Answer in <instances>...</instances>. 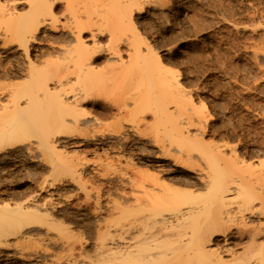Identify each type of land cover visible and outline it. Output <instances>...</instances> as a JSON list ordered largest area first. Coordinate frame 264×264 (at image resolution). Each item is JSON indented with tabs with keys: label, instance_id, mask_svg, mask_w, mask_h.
Returning <instances> with one entry per match:
<instances>
[{
	"label": "rangeland",
	"instance_id": "obj_1",
	"mask_svg": "<svg viewBox=\"0 0 264 264\" xmlns=\"http://www.w3.org/2000/svg\"><path fill=\"white\" fill-rule=\"evenodd\" d=\"M60 1H58L59 4L57 3L60 6H58L59 8L58 7L56 8V12L54 13L55 16L57 17L59 16L58 18L55 17L56 19L54 18L55 21L57 20L58 23L57 22L55 23L54 19L50 21V23L52 22L51 23L52 25H54V23L57 24L54 25L55 28L57 26L56 30L53 29L50 30L49 26H52L50 23L49 25L47 24L48 26L45 24L47 27L45 25L41 27L42 31L46 30L47 32L46 33L44 32V34L43 32H41L40 34L37 35V36L40 35V37L38 38H41L42 36L41 39L43 40H41V44H34L35 45L34 47H36L35 49L36 51L34 52L37 53L39 46L41 45L42 47L40 46L39 51L42 50V52L40 53H43V55L42 56L39 55V57L42 58L45 55V57L47 56L48 58L52 59L53 62L56 61L54 63H58V57H61L63 55L60 54L59 56V52L61 51V49H63L64 45L67 48V50L68 48L69 50L74 49L71 48V46L74 47L75 41L71 36V31H69V30H73L72 28L69 29L70 24L71 27L73 26V28H75L74 26L76 24L78 25L83 24L84 26L87 27L90 26L93 27V28H89L88 30L83 29L84 31H82V37L84 38L86 44L90 46L91 43H93L92 40L90 39L91 38L90 35L91 33H93L92 31L94 30V33L99 35L97 38L100 41L99 46L103 52L100 51L99 53L100 59L94 61V63L92 64L93 67L92 68L90 67L91 69L89 68V69L79 70L80 75H82L79 76L82 77L84 81L82 84H84V87L88 91V92H84V94L88 93L87 95L93 97L94 99L98 96L97 97L98 100L96 99L94 100L92 98H90L89 100L92 99L93 101H98L99 103L101 101L102 104L107 102L108 104L111 103L110 105L113 106V114L110 116H104V115L100 116L97 113H93L96 114L95 116L98 118L97 120L93 119L94 121H92L93 124H91V126L92 127L94 126L93 129L89 125V123H88L89 126L82 125L84 127L83 128L84 130H88V129L91 130L92 133L89 134L90 137L92 134L93 135L95 134V137L99 134L97 138H101V136L104 137L102 141H100V143L95 142L94 144L93 142H89L90 143L89 144L88 142L82 140L84 131L82 129H80L81 131H79V127L80 128L82 127L81 126L78 127L77 124H75L74 126V123L73 124L70 123L69 125L70 127L68 126L69 129L67 128L66 125V128L68 130L74 127L71 129L72 132L71 130L68 131L65 127H63L62 133L64 132L66 133L67 131V134L65 135L70 134L69 138L66 139L64 138V139L65 140L70 139L71 142L69 143L63 142V138H62V141L59 144H57L56 149L61 150L62 154L64 153L63 155L59 154L61 155L60 156L61 159L58 158L57 156L58 154H56L57 157H55L54 154L52 156L53 159H55L54 160L55 163L60 165V168H58L60 171L57 169V172L56 170L53 171L50 168H48L46 165V160H44L45 155L48 152H51L52 154L53 149H51L50 151L47 149V147L46 148L43 146L41 147L42 144L39 146L38 144L40 143L39 139H37V137H36L37 140L35 139L34 132L32 131L29 132L26 131L27 133L24 132L25 137L23 139L26 140L29 138V140H26V142L30 141V143H33L32 144L33 146L30 149L31 152L30 151L28 152V150L25 149L20 152L10 150L8 152L9 157H6V159L3 160L2 162L0 161V202L2 203L12 202L13 204L18 203V205L22 202L23 204L26 201V199H28L29 196H31L34 192H36V190L38 189L37 186H39L38 184L41 183L45 178H47L46 180L49 181H52V178L57 181L60 178H63L66 182L68 181L67 182L68 185L63 187L62 184L61 187H59L60 193H62V195L67 193L69 195L72 193L71 195H73V191L75 190L77 184L76 182H75L76 184H73L75 181L74 179L79 178L80 179V180L78 179L79 181H81L82 183L85 182L83 185L88 184L90 186L89 187L88 185H86L87 188L93 189V187H91L92 185L95 187L93 189L94 191L98 192L97 190L99 189V194H101V199L103 198L102 199L103 202L106 203L109 202L110 198L113 197L115 198L116 196H119L118 195L119 192H121L120 194H123L124 192L125 193L133 192L135 189L132 190L131 187H133L135 184H131V183H133L134 181L135 182L138 181L139 183H136L138 185L141 183L140 181H142L141 180L142 178L144 179L143 181H145L148 178L147 176H149L151 173L153 174V175L151 174V176L155 178L153 179L151 177L153 180L157 179L158 183L159 182L161 184L163 183L162 185L165 186L166 184L167 186L169 184L171 190L173 186L175 188H179V189L186 188L187 190H189L191 186H195V185H190L189 182L192 184L194 183L196 184V186L191 187L193 188L192 191H194L195 193L198 191L197 189H199V191L197 192V194H199V192H202L203 189L201 182L198 180V178L200 177L197 176L198 174L200 175L202 174L200 170L201 168H204V170L206 171L208 169L204 167L209 162L207 157L208 155L205 153H209L212 150L216 151V148H218L217 150L219 151V149L221 148L220 145H222L223 148L224 147L226 148V149L224 148V150L226 151L225 153H228V157L230 156L232 147H234L232 149L233 153L236 152L237 155L236 153L235 155L238 156L237 157L238 160L242 161V163L239 162L241 163V167H242L241 168L239 166L242 169V170L240 169L241 171L239 170L240 171L239 173H244L242 172L244 169L248 173L250 169H252L250 173L252 171H253L252 173L254 172L257 173L260 171L259 165H261L260 163L264 161V0H60ZM2 2L4 4L11 3L4 1ZM33 2L34 0H30V4H32ZM27 3L28 0L26 1V4L24 3V5L23 4L21 5L23 6L24 9L22 10L21 9L22 7L21 8L19 7V9L17 8V12L19 11L20 13L21 10L22 13L24 11L27 12V10H25L26 8H29V5L27 7ZM78 20H80L81 22L80 21L78 22ZM67 21L70 22L68 23ZM75 21L78 23H76ZM84 21H87V23L89 21L90 23H92V25H90L89 23L88 26ZM1 22L3 24L2 20ZM1 22H0V26H3L1 25ZM63 23H65L66 25L64 24L65 25L64 26ZM67 26H69V28H67ZM110 29L116 32L111 33ZM96 30L98 31L96 32ZM108 32L111 33L110 37H108L110 34ZM117 32L118 33L120 32L119 33L120 38L124 39L125 36L126 37L128 36V38H130L132 42H136L134 43L136 47H134L133 45L132 50L135 49L137 50L136 52L132 51V53L133 55L135 53V55L133 56L134 57L133 60L135 58L141 57L139 60L135 59L139 63L138 64L137 62H135L137 66L141 65L139 66L138 72L136 69L137 67H135L136 65H134L135 63L129 64L128 62V64L130 65L128 66L126 64L127 62H125L127 67L124 66L126 69L124 70L127 73H125V71L124 73L126 75H124L123 72H121L122 70L121 71L115 70L117 67L115 69L110 67V65L112 66V64L115 61H117L118 64H121V62L119 63L120 61L119 57L122 58L124 57L123 58L124 61L128 59V54L126 55L127 45L125 44V41L123 39H121L120 41L121 46L119 45L120 49L118 52H120L121 50L120 52L121 54H119L120 55L119 57L117 55L115 56L114 54H112V52H114V50L112 51V49L116 48L117 46L114 47L113 45L114 48L112 47L110 50V46H112L111 45L112 43L110 41L111 39L109 40V38L113 37L112 36L113 33L115 36L118 37L119 35L116 34ZM59 33L60 35L63 34L64 41L62 39L59 40L53 38L55 36H58L57 34ZM121 35L124 37H122ZM134 39L135 41H133ZM117 41L116 43L115 42L113 43L117 45ZM122 42L124 45L122 44ZM50 43L57 44V45L55 44L56 46L55 45L52 46V49L55 48L54 50L50 49L51 48ZM1 45L2 43L0 44V47ZM147 45L151 49L147 48ZM14 46L15 45H13L12 49H10V50H14V52L13 51L10 52V50L1 47L2 49H0V53L1 52L2 53L0 54V62L2 64L3 62H6L2 66L7 67L10 65L13 66V64L15 65L23 61L22 63H19L20 65L19 64L15 65L16 67L20 66L17 68H20L21 70L20 72L21 74H19V76L17 77L18 79L14 77L9 81L11 83L12 80H14L16 83L18 82L21 84L25 78L24 69H26V64H23L25 63V59L21 55V53H19V56H17L18 50H15L16 46L15 47ZM60 46L62 47L61 49ZM96 46L97 47L95 48V50H100L97 49L99 46L98 45ZM93 47H95V45ZM66 48L64 49L66 50ZM43 49L44 51L46 49H49L50 51L46 50L44 54ZM56 49L58 50V52ZM122 50L124 51L122 52ZM15 53L17 55L14 57ZM46 53L48 55H46ZM9 54H12V56L10 57ZM66 54L69 53L67 52ZM1 55L3 56V58ZM145 55H147V57ZM7 56L10 59L12 58L11 60H13L14 58L16 59L14 60V62L11 61L10 63V59ZM109 56L113 58L115 56V58L109 59L110 58ZM17 57L18 58L20 57L19 62L17 60L18 59ZM45 57L43 59H45ZM62 57L60 58L61 62L62 61L64 62L65 59L67 61L68 58L70 59L69 61H72L71 59L72 57L70 58L66 56L68 58H65L64 60H62L63 59ZM157 57L159 59L158 61L156 59ZM6 59L7 60L9 59V61H7ZM50 59L47 60L50 61ZM16 60L17 62H15ZM60 60L58 65L57 64H55L56 66L54 65L55 67H57L56 70L52 68V65L51 66L48 65L49 68L48 71L51 75H55L56 72H59V70L61 69L60 65L62 66L66 64L63 62L62 64ZM117 62L114 63L115 66L117 65L116 64ZM51 63L52 62H50L49 64ZM68 63L69 62L67 61V64ZM69 65L70 68L72 69L71 66L73 65V63L70 62ZM144 66L145 69L147 68L146 70L144 69ZM134 67L136 70V71L134 70L135 71L134 74L136 75V77L139 75L138 78L140 77L142 78V79L140 78L141 80L139 79L141 82L143 81L141 85L140 83H138L139 82L138 78L136 80L135 75L131 76V71L133 70ZM58 68L60 69L58 70ZM62 68L64 67L62 66ZM108 70L110 73L108 72ZM62 71L63 69H61L60 72ZM128 71H130L129 74ZM111 72L114 74L111 75L112 74ZM139 72L141 73V75ZM145 74H147V76ZM73 75L72 76L71 74L69 75L70 78L68 80L69 82L74 77ZM89 75L92 77H90ZM148 75L150 76L152 75V79H150L151 81L148 80L149 79ZM127 76H131L132 81L128 79L129 77ZM102 78L105 79L108 85L105 83V81H103ZM126 78L128 79V81L126 80L127 82L126 81L124 82ZM77 79L79 80V78ZM26 80L27 79L25 78V81ZM135 80L138 82H135L134 84ZM68 81L66 86L69 85ZM99 81L102 82L101 85L99 84L100 86L98 85V83H100ZM9 82L0 80V85H3L5 90L7 89L6 87L7 85H9ZM72 82L69 85L71 86L70 89H68L69 87H66L64 84V86L66 87L64 89L66 91L67 90L71 91V89L75 90L76 87L78 88V86L75 87L74 85L75 79H73ZM171 82H174V84L173 83L171 84ZM78 83L79 82H76V85ZM82 84L80 83L79 85L80 89L83 87V86L81 87ZM93 85L95 88L93 89L96 91L95 92L93 90L94 91L93 94H95L94 96L96 97L92 96L91 94L92 93L91 88L93 87ZM132 85H136V86L138 85V89H135L137 87L136 86L132 87ZM98 86L100 87L99 89L100 91L98 90L99 88ZM102 86H104V88ZM126 88L128 89L127 91ZM82 90L84 91V88H82ZM101 92L103 93V97L101 95L102 94ZM96 93L98 94L96 95ZM104 98H108V101L107 100L105 101ZM109 98L112 100H110ZM5 101L6 98L2 97L1 103L4 104ZM119 105H121L122 107H119ZM123 106H126V108L124 107L125 110ZM119 109L121 112L118 111ZM64 129L66 130L64 131ZM30 132L33 135V137L30 136L31 135ZM88 132L90 133V131ZM93 132H97V133H93ZM111 134L113 137L114 136L116 137L118 135L121 136L122 138L125 137L127 138L128 142L126 141L125 143V141L119 136L116 138L114 137L113 140H116L117 138L119 139V140L117 139L119 142L118 141L115 142L111 140L110 138L112 137ZM84 135H88V134L85 133ZM105 136L107 137V139L105 138ZM109 138L110 140H108ZM76 141L79 142V145L78 143H74ZM111 141L115 142L114 144L116 145L112 144L114 147L111 145V143H113ZM196 141L198 142L200 141V143ZM122 142H124V146L121 145ZM223 142H225V144ZM84 143H86V145ZM196 143L200 144V146L197 145ZM37 146L45 149V151H43L44 155L42 150L39 149ZM195 146L201 149L208 148L206 149L208 152L204 150L205 151L204 153L202 150H198L197 147L195 148ZM94 148L97 149V152L95 151ZM93 150L95 151L94 154H93ZM191 150L193 155L191 160H194L196 157L194 161H197L199 163L198 164L196 162L197 164L196 165L194 164L195 162L193 161V164L196 165L195 168L192 164V161L190 160L191 161L190 164L186 156L187 155L186 153L188 152L191 153ZM197 150L198 153L200 152L199 153L200 155L196 154L195 151ZM66 152L67 154H65ZM74 152L76 153L74 154ZM162 152L166 153L168 157L165 154L163 155ZM180 153L182 154V156ZM51 154L48 153V156L49 155L51 156ZM177 154L180 156L179 159H178L179 156ZM70 155H72V158H68L70 157ZM73 156L75 157L77 156L78 160ZM200 156L202 157L204 156V159H202L203 161L201 160V158H199ZM39 157L41 158V160ZM129 157H131L132 159L131 158L129 159ZM184 158L186 159V162H189L188 167H186L187 165L185 164ZM130 160H133L134 164ZM180 160H183L182 163L184 164H182ZM77 162L79 163L78 165L76 164ZM248 163H249L248 167L249 168L251 167L250 169L248 167H245L246 164L248 165ZM72 164L77 165V169L75 166H71ZM127 164H130L131 166ZM254 164L255 166H258L259 169L256 167L254 168L253 167ZM263 164L264 163L262 162V165ZM208 165L206 167H208ZM67 166H70L71 169L75 167L74 170L76 169L78 171L77 173L78 177L76 176L77 171H75L74 174L77 178L73 175L74 181H72L71 179L72 177L70 178V176H72L70 174H73L72 173L73 170L70 171L71 169H69ZM127 166L130 167L127 168ZM197 166H200L201 168ZM119 167L121 173L123 172L124 175L123 173L120 175L119 174L120 172L118 173V171H116L119 169ZM122 167L123 168L126 167V169H123ZM262 167H263L262 169H264V166ZM130 168L131 169L133 168L134 171L130 170ZM194 169L197 171L198 174ZM3 170L6 172H4ZM65 170L67 172H65ZM51 171H52L51 173L52 175L49 174ZM141 171H144L145 174ZM263 171L264 170L260 172ZM247 172L244 173L246 176V178L245 177L244 178L247 180H251ZM62 173H64V175ZM80 173H81L80 175L81 178L79 177ZM147 173L150 174L147 175ZM155 173H157L156 174L157 176L155 175ZM138 175L142 177H139V179H137ZM143 175L146 176L143 177ZM65 176L67 177V179ZM117 176L118 177L125 176V177L123 178V180L121 179L122 182L121 181L119 182L118 178H116ZM127 176H129V178ZM134 176L135 179L133 178ZM130 177H132V181L134 179L133 182H130L131 180ZM234 177L239 178L237 177V175H235ZM126 179H128L130 183ZM124 180L125 182H123ZM197 180L200 183H198ZM252 180H256V179L254 178ZM86 181L88 183H86ZM113 181L114 182L118 181L119 188H118V184L117 186L114 185L115 183ZM147 181L148 179L145 182ZM123 184L126 185L124 186ZM72 189L74 190L71 192ZM201 189L202 191H200ZM46 193L47 192L39 193L38 195L40 196H37V199L39 198L38 200H41L46 196ZM6 197L7 199H5ZM73 197L74 198H72L68 202H65L64 205L59 209V211L55 213V217L56 219L59 220L60 226L65 227L67 226L66 224H68V227L65 228L74 231V235L75 232L77 231L78 232V233L76 232V235L78 234L77 238H79L80 237L79 235H81L82 238L84 237L83 240H85L86 238L90 239V237H92L89 235L91 234V231H92L91 235H94L93 229H91L90 225H92L95 217L93 214L91 215V209H89V206H83L84 208L83 207L78 208L77 206L75 207L76 205L75 202L76 203L79 202L81 197L80 198H77L78 196L76 197L73 196ZM21 199L25 201L23 202ZM256 206H258L257 203ZM63 209L66 210L69 215H66L67 213ZM105 216L107 218H110L107 215V213ZM80 231L81 232L83 231V233H80ZM83 234L84 236H82ZM87 235H89L90 237L89 236L87 237ZM217 238L219 240V236H217ZM36 244H38L37 239L36 240L33 239L30 241L24 240V243L22 240L18 243L19 247L18 245L16 247H18V249L21 248L24 250H29V247L34 246ZM57 249L59 248H56L55 250ZM10 263L30 264L28 262L16 258L10 260Z\"/></svg>",
	"mask_w": 264,
	"mask_h": 264
},
{
	"label": "bare ground",
	"instance_id": "obj_2",
	"mask_svg": "<svg viewBox=\"0 0 264 264\" xmlns=\"http://www.w3.org/2000/svg\"><path fill=\"white\" fill-rule=\"evenodd\" d=\"M2 1L8 2V3L11 2V3L10 4H4ZM26 1L27 0H0V22H1V20L3 21V24L1 22V25H3V26H0V41L2 43L1 47L4 49L10 50V49H12L13 45L16 46L15 50H18V53H17L18 55L15 53L14 57L16 55L19 56V53H21V55L24 57L25 63H23V64H26V69H24L25 67L23 69L25 70L24 75H25V78L27 79L25 81V78L23 77L24 80L22 81L21 84L18 82L16 83L14 80H12L13 83L9 82L12 78H14V77L17 78L19 76V74H21L20 68H17L20 66H17V67L15 66V65L23 62V61L19 62L20 57L19 58L17 57L18 58L17 60L19 63L15 64V65L12 63L13 66H15V67H13L12 65L5 67L2 65L5 64L6 62H3V64L0 62V80H4V81L9 82V85H7V87H6L7 89H5V90H4V86L0 85V120H1V123H0V161L2 162L3 160L6 159V157H9L8 152L10 150L20 152V151H23L25 149V150H28V152L29 151L31 152L30 149L32 148L33 143H30V141L26 142V140H29V138L26 140H24L23 138L25 137L24 134L27 133L26 131H28V132L32 131L35 134V139H36V137H37V139H39V142H40V143H38L39 146L42 144L41 147L42 146L45 148L47 147V149L50 151H51V149H53L52 151L55 152V153L52 152V154H51V152H48L51 154V156L50 155L48 156V153H47L46 154L47 156L45 155L46 158L44 157V160H46V165L48 168H50L53 171L56 170V172H57V169L60 168V165L56 164L54 161L55 159H53V157H52L54 154L55 157L58 156V158H60L61 155H59V154H62L61 150L56 149L57 144H59L62 141V138H63V142H68V143L71 142L70 139L65 140L66 138H69L70 134L65 135V134H67V131H66V133L65 132L62 133L63 127L66 128V125H67V128H68L70 123H72V124L74 123V126H75V124H77L78 127L79 126L82 127V128L79 127V131H81L80 129H82L84 131V134L86 133L89 135L92 132H91V130L88 129L89 128L88 126L89 125L91 126V124H93V122H92V121H94L93 119H96V120L98 119L95 116L96 114H93V113H97L100 116L101 115L102 116L103 115L104 116H110L113 114V106L110 105L111 101L109 102L110 104H108V102L102 104L101 101H100V103L98 101H93L92 99H94V98L88 96L87 95L88 93L84 94V92H88V91L84 87V84H82L84 81H83L82 77H80L82 75H80L79 70L89 69L90 67L92 68L93 67L92 64L94 63V61H97L100 59L99 58L100 57L99 56L100 51L103 52L99 46L100 41L97 38L99 35L95 34L94 30L93 31L91 30L93 33H91L90 39L92 40L93 43H91L90 46L93 47L95 45V47L92 48V47L88 46V44H86V42L84 41V38L82 37V31L88 30L89 28H93V27H91V26L87 27V26H84L83 24H79V25L76 24L74 26L75 28H73V26L71 27V24H70V28H69V26H67V28L73 29V30H69V29L68 30L71 31V36L76 43L74 42V47L71 46V48H74L72 50H69V48L67 50L65 45L63 46V49H61L62 47L60 46V49H61L60 52H62V53L59 52V56H60V54H63L62 55L63 57L61 56L63 58L62 60H64L65 58H68V57H70V58L72 57L71 58L72 61H69L70 60L69 58L67 59V61L69 62L68 64H67L66 59L64 62L62 61L63 63H66V64H64L65 66L62 65L64 68H62V66L60 65V68L63 69V71H62L63 74H62V72H60L61 69L58 68V70L60 69L59 70L60 73L56 72L55 75H51L48 71L49 70L48 65H50V66L52 65V68H54V70H56L57 67H55L56 66L55 64L58 65L61 57H58V55H57L58 63H54L56 61L53 62L52 59L48 58L47 56L45 57V55L42 58H40L39 55L40 56L43 55V53H40V52H42V50L39 51L41 45L40 46L38 45L39 49H38V52L36 53V52H34V51H36L35 50L36 47H34L35 46L34 44H41V40H43V39H41L42 36H41V38H38V37H40V35L39 36H37V35L40 34L41 32H43V34H44V32L45 33L47 32L46 30L42 31L41 27H43L45 24L49 25L50 21H52L55 17H57V16H55L54 13L56 12V8L58 6H60V5H58L59 4L58 1H60V0H34V2L32 4H30V0H28L29 4L27 3V7L29 5V8L25 9V10H27V12L24 11L25 13L24 12L22 13L21 11L24 8L21 5L22 4L24 5V3L26 4ZM60 3H61V1H60ZM19 7L20 8L22 7L21 8L22 10L20 11V13H22V14H20L19 11L17 12V8L19 9ZM55 19H54V22L56 23L57 20L55 21ZM79 21L80 20H78V22ZM78 22H76V23H78ZM84 22H86V25L89 26V23H90L89 21H88V23H87V21H84ZM55 23H54V25H57ZM65 23H63V25ZM54 25L49 26L50 30L51 29L56 30L57 26L55 28ZM90 25H92V23H90ZM65 29H66V27H65ZM97 31L98 30H96V32ZM110 32L112 33L114 31L111 30ZM110 32H108V33H110ZM111 33L109 34L108 37H110ZM114 33L112 34L113 37L111 36L112 38H109V40L111 39L110 41L112 43L111 44L112 46H110V50L113 47V45H114V47L117 46L116 48L113 47L114 49H112V51L114 50V52H112V54H114L115 56L117 55L119 57L120 56L119 54H121L120 53L121 50H120V52H118L120 49L119 45L121 44L120 41L123 38H120V35H119L120 32L116 33L119 35L118 37L115 36ZM57 35L58 36H55L53 38L59 39V40L62 39L64 41L63 34L60 35V33H59ZM124 36H125V33H124ZM124 36H122V37H124ZM117 40H119V41H117ZM123 40L125 41V44L127 45L126 46L127 47L126 55L128 54V59L126 61H124L123 60L124 57L123 58L119 57L120 61L118 59L117 60L119 61V63L121 62L122 65L118 64V62L115 61L116 60L115 59L114 61L117 62L116 64L120 65V66H117V65L115 66V64H114L115 62H114L112 64V66L110 65V67L114 68V69L117 67L119 69L116 68L115 70H117V71L122 70L121 72H123V74L126 75L125 73H127V72L125 71L126 70L125 67H127V65L130 66L129 64H134L135 62L138 63L137 60H139L141 57L135 58L137 60H135V59L133 60V58H134L133 56L135 55V53L133 55L132 51L136 52L137 49H135V50H132V49H133V45H134V47H136V45L134 44L136 42H132L130 40V38H128V36L127 37L125 36V38ZM70 41H72V40H70ZM116 41H117V45H115ZM133 41H135V39ZM107 42H108V40H107ZM113 42H115V43H113ZM123 42H122V44H123ZM138 43H140V42H138ZM55 44L52 43L51 48L50 47H48V48L52 49V46ZM109 44H110V42H109ZM96 45L99 46L97 49H100V50H95V48L97 47ZM105 45H106V43H105ZM1 47H0V49H2ZM14 47H13V49H14ZM64 48H66V50ZM147 48H149L148 45H147ZM54 49H52V50H54ZM149 49H151V48H149ZM46 50H49V49H46ZM11 51L14 52V50H10V52ZM43 51H44V49H43ZM45 51H44V54H45ZM66 51L69 54H66L67 53ZM123 51L124 50H122V52ZM13 52H12V54H13ZM57 52H58V50H57ZM73 52H74V55H73ZM148 53H149V51H148ZM12 54H9L10 57L12 56ZM46 55H48V54L46 53ZM64 55H66L68 57H66ZM115 56H114V58H115ZM145 56L147 57V55H145ZM44 57H45V59H43ZM109 57H110L109 59H114L111 56H109ZM144 57H142V58H144ZM2 58H3V56H2ZM46 58L48 60L50 59V61H48ZM9 59L8 60L6 59V60L9 61ZM11 59H10V63H11V61L14 62V60L16 58H14L13 60H11ZM156 59H157V61L159 60L158 57ZM17 60L15 62H17ZM50 62H52V63L49 64ZM60 62H61V60H60ZM70 62L73 63V65L71 66L72 69L70 68V65H69ZM125 62H127L126 63L127 65L125 64ZM128 62H129V64H128ZM140 64H142V63H140ZM134 65H136L135 67H137L136 69L138 72L139 66H141V65L137 66L136 63ZM21 66H22V64H21ZM135 67L133 68L132 71L130 70L131 76L135 75L134 74V72L136 71ZM23 69H22V72H23ZM94 69H95V67H94ZM131 69H132V67H131ZM144 69H145V66H144ZM109 70H108V72H109ZM124 71H125V73H124ZM130 71H128V74ZM77 72H78V74H77ZM74 73L76 74V76ZM114 73H115V71H114ZM114 73H112L111 75H113ZM70 74H71V76L74 74L73 75L74 77L72 78V80L75 79V84H74L75 87L78 86V88H79V85L81 83L82 84L81 87L83 86L82 88H84V91L82 90V88L78 89L77 87L75 90L71 89V91L70 90L66 91L64 89L66 87H69L68 89H70V87H71L69 85L71 84L72 80L70 82L68 81L70 79L69 78ZM147 74H145V75L147 76ZM140 75H141V73H140ZM131 76H127V77H129L128 79L131 80L132 79ZM90 77H92V76H90ZM90 77H89V79H90ZM109 77H110V75H109ZM135 77H136V75H135ZM138 77H139V75L136 77V80ZM77 78H79L80 81ZM99 78H101V77H99ZM140 78H138L139 82L135 80L134 84H135V82H138L141 85L143 83V81L141 82L140 80L142 78L141 79ZM148 78H147L148 80L152 79V75L151 76L148 75ZM128 79L126 78L124 80V82L126 80L128 81ZM67 81L69 84L68 86H66ZM103 81H105V79H103ZM76 82H79V83L76 85ZM89 82H91V81H89ZM149 82H147V83H149ZM105 83H106V81H105ZM172 83L174 84V82H171V84ZM64 84L66 87L64 86ZM99 84L101 85L102 82L98 83V85ZM130 84H131V82H130ZM118 85H119V83H118ZM138 85L137 86L132 85V87L136 86L137 88H135V89H138ZM102 87L104 88V86H102ZM93 88H94V85L91 88L92 96L95 95V94H93V92L95 91L94 90L95 88L94 89ZM99 89H100V87L98 88V90ZM119 89H120V87H119ZM127 90L128 89L126 88V91ZM89 92H90V90H89ZM97 94L98 93H96V95ZM101 95L103 97V93ZM2 97L6 98L5 103L3 102L5 105L1 103ZM94 97H96V96H94ZM97 97L95 98L96 100H98ZM90 98H92V99L89 100ZM104 99H105V101L106 100L108 101V98H104ZM110 100H112V99H110ZM125 105H127V104H125ZM174 106H176V105H174ZM119 107H122V106L119 105ZM124 107L126 108V106H123V108ZM125 108H124V110H125ZM118 111H120V109ZM174 112H176V111H174ZM88 123H89V125H88ZM98 123H99V121H98ZM82 125H84V126L88 125L87 126L88 128H85L88 130H84L83 129L84 127ZM93 127H92V129H93ZM72 128H74V127H72ZM72 128H70V130ZM66 129H64V131ZM70 130H68V131H70ZM79 131H77V132H79ZM88 131H90V133ZM71 132H72V130H71ZM22 133H23V135H22ZM81 133H83V132H81ZM93 133H97V132H93ZM30 134H31V132H30ZM84 134L82 136L83 137L82 140H84L85 142H88V143L89 142H93L94 144H95V142L100 143V141H102V139L104 138L102 136H101V138H97L99 134L98 135L96 134L97 135L96 137H95V134L94 135L92 134L91 137H90V135L88 136V135H84ZM107 135H108V133H107ZM120 135H122V134H120ZM30 136L33 137L32 134ZM111 136H112V134H111ZM118 136H116V137H118ZM19 137H20V139H19ZM114 137L113 136L110 137L111 140H113ZM119 137H121V136H119ZM105 138L107 139L106 136H105ZM110 138L108 140H110ZM124 138H122V139L126 143L127 138H125V139ZM194 138H196V137H194ZM117 139L113 140V141L117 142L119 140V139L118 140ZM82 140H80V141H82ZM123 140H121V141H123ZM105 141H107V140H105ZM113 141H111V142H113ZM121 141H120V143H121ZM115 142L111 143V145L114 144ZM196 142H198V141H196ZM74 143H78V145H79L78 141H76ZM194 143H195V141H194ZM198 143H200V141ZM223 143L225 144V142H223ZM84 144L86 145V143H84ZM114 145H116V144H114ZM118 145H120V144H118ZM121 145L124 146V142H122ZM197 145L200 146V144H197ZM217 145H215V146H217ZM108 146H110V145H108ZM220 146H221V148L220 147L219 148L221 150L219 149V151H218L217 150L218 148H216V151L218 153L216 151H213V150L212 151L210 150L211 152H209V153H205L204 150H206L208 148L201 149V148L195 146V148L197 147L198 150H202L205 154L208 155L207 157H208V161H209L208 162L209 165L207 164L208 167H206L207 165L204 166L206 169L208 168L207 171L204 170V168L197 166V167L201 168L200 169L202 172L201 175L198 174L197 171L194 169L196 171V173L198 174L197 177H200V178H198V180L201 182L202 189L204 191L203 192L201 189L200 191H202V192H199V194H197V192L199 191V189H197V188H196L198 190L197 192L194 193V191H192L193 188H191V187L196 186V184H194V183L192 184L189 182L190 185H195V186H191L190 188L188 187L189 190H187L186 188H184L185 190L183 188L182 189L181 188L180 189L175 188L173 185H172L173 187L171 190L169 184H168V186H169V188H168L167 184L165 186V185H162L163 183L162 184L160 182L158 183L157 179L153 180L155 178L151 176L152 173L151 174L147 173V175L150 174L149 175L150 178L152 177L153 179L152 178L150 179L149 176H147L148 181L145 182L147 179L145 181H143L144 179L140 178L143 182L140 181L141 183L137 185L136 183H139V182L134 181L135 176L133 177L134 182L132 181V177H130L131 178L130 182H133L131 184L136 185V186L134 185L133 187H131V186L130 187L132 188V190L133 189H135V190L131 193L127 192L128 194L125 193L124 191H123L124 192L123 194H120L121 192H119V194H118L119 196H116L115 198L113 197L114 195L111 196L113 198H110V196H109V198H110V200L108 199L109 202L104 203L102 200L103 198L101 199V194H99V189L97 190V188H96V190L98 191V192H96L93 190L95 188L94 186L91 185V187H93V189H89L86 187V185H88V184L83 185L85 182L82 183L81 181H79L80 180L79 178H78L79 180L74 179L73 175L75 174V171H77L76 169H77V165L79 163L77 162L76 163L77 165H75V164L71 165V166L76 167L75 170H74L75 167H73L71 169L70 166H67L69 169H71L70 171L73 170V172H72L73 174H70V175H72V176H70V178L72 177L71 178L72 181L75 180L73 184L77 183L75 190L74 189L71 190V192L74 190L73 195H71L72 193L69 195H68V193L63 194V195H62V193H60L59 187H61L62 184H63V187L68 185V183H67L68 181L66 182L63 178H60L57 181V180H54L51 176L52 181L46 180L47 178H45L41 183L38 184L39 186H37L38 189L36 188L37 189L36 192H34L32 195L29 194L31 196H29L30 198L28 197V199H26V201L24 200L25 202L21 199L24 202L23 204H22V202L20 203L22 205H20V204L18 205V203L13 204L12 202H3V203L0 202V264H11L10 260H12L13 258L23 260V261L28 262L30 264H264V171L260 172V171L264 170V169H262L263 168L262 166H264V164L262 165V162L264 163V161H262L260 163L262 166L259 165L260 166V171H259L260 173L257 172L259 174L255 173V172L252 173L253 171L250 173V171L252 169H250L251 167L250 168L248 167L249 163H248V165L246 164V166L244 164L245 167H248L250 169L249 173L245 169L242 171L244 173L247 172L249 174L248 176H250L249 178L251 180H247V179H245L246 176L244 173H239L242 170L241 169L242 168L241 167L242 161L238 160V158H237L238 156H236L237 155L236 152H235L236 155H235V153H233L232 149L234 147H232L230 156L228 157V153H225L226 151L224 150L225 147L223 148L222 145H220ZM113 147H111V148H113ZM38 148L41 149L42 152L45 151L44 148H40V147H38ZM94 149L97 152V149L96 148H94ZM192 150H191V153L190 152L186 153L187 154L186 155L187 160H189L190 164H191V161L193 164V161L196 159V157H195L194 160H191V158L193 157ZM198 150L195 151L196 154L200 153V152L198 153ZM95 151L93 150V154L95 153ZM58 152H60V153H58ZM164 152H165V149H164ZM185 152H187V151H185ZM12 153H14V152H12ZM75 153L76 152H74V154ZM56 154H58V155L56 156ZM65 154H67V152ZM105 154H108V153H105ZM149 154H150V152H149ZM164 154L166 155V153H163V155ZM31 155H29V156H31ZM43 155H44V152H43ZM77 155H78V153H77ZM66 156H68V155H66ZM181 156H182V154H181ZM27 157H28V155H27ZM73 157H75V156H73ZM116 157H117V155H116ZM122 157H120V158H122ZM58 158H57V160H58ZM68 158H72V155H70V157H68ZM75 158H77V156ZM80 158H82V157H80ZM130 158L131 157H129V159ZM179 158H180V156L178 157V159ZM199 158H201V160H202V159H204V156L203 157L200 156ZM84 159H85V157H84ZM84 159H82V160H84ZM40 160H41V158H40ZM44 160H42V161H44ZM77 160H78V158H77ZM101 160H103V159H101ZM106 160H107V158H106ZM130 161H132V163H133V160H130ZM180 161H181V163L183 162V160H180ZM109 162H110V160H109ZM189 162H186V159H185V164L187 165L186 167L189 166ZM194 162H195L194 164H196L197 161H194ZM239 162H241V163H239ZM248 162H250V161H248ZM113 163H114V161H113ZM238 163H239V165H238ZM130 164H127V165H130ZM176 164H178V163H176ZM182 164H184V163H182ZM194 164H193V166L195 168V166L197 164L196 165H194ZM120 167L116 171H118V173L120 172L119 174L121 175L123 172L121 173ZM129 167L127 166V168H129ZM132 167H133V165H132ZM253 167L254 168L256 167L259 169V167L255 166V164ZM61 168H63V167H61ZM123 169H126V167ZM66 170H68V169H66ZM66 170H65V172H67ZM130 170H133V168L132 169L130 168ZM4 172H6V171H4ZM141 172L144 173V171H141ZM51 173H52V171L49 174L52 175ZM77 173H78V171L76 172V176L78 177ZM114 173H115V170H114ZM160 173H159V176H160ZM62 174L64 175V173H62ZM116 174H117V172H116ZM116 174H115V176H116ZM156 174L157 173H155V175ZM250 174H252L253 177ZM80 175H81V173L79 174V177L81 178ZM123 175H124V173H123ZM235 175H237V177H239V178L234 177ZM36 176H39V175H36ZM145 176L143 175V177H145ZM124 177H121V176L118 177L117 176L116 178H118L119 182L120 181L122 182ZM127 177L129 178V176H127ZM139 177H142V176L138 175L137 179H139ZM254 178L256 180H252ZM66 179H67V177H66ZM126 180L129 182L128 179H126ZM159 181H160V179H159ZM199 181H198V183H200ZM123 182H125V180ZM86 183H88V182L86 181ZM114 183H115L114 185H116V186L118 184V188H119L118 181L117 182L115 181ZM166 183H168V182H166ZM136 187H138V188H136ZM198 188H200V187H198ZM196 189H194V190H196ZM119 191H120V189H119ZM41 192H44V193L47 192L46 196L42 199L40 198L41 200H38L39 198L37 199V196H40L38 194ZM73 196H75V197L78 196L77 198L81 197L79 202H77V203L75 202V204H76L75 207L77 206L78 208H82L83 206H89V209H91V215L93 214L95 217V218L93 217L94 221H93V223L91 222L92 225H90L91 229H93L94 235H91L92 234L91 229H90L91 234H89V235L92 237L87 235V237L89 236L90 239L86 238V236H85L86 239L83 240L84 237L82 238L81 235H79V236L82 239L80 237H79L80 239L77 238L78 237V234L76 235L77 231L75 232V235H76L75 236L74 231H71L70 229L65 228V227H68V224H66L67 226H65V227L60 226L59 220L56 219V217H55V213H57L59 211V209L64 205L65 202H68L69 200L74 198ZM2 199H4V198H2ZM5 199H7V197ZM256 203L258 206H256ZM72 205H74V204H72ZM75 207H73V208H75ZM64 211H66V210H64ZM66 213H67V211H66ZM106 213L110 218H107L105 216ZM66 215H69V214L67 213ZM256 217H258V218H256ZM80 220H82V219H80ZM80 233H83V231L82 232L80 231ZM82 236H84V234ZM217 236H219V240H218ZM33 239H35V240L37 239L38 244L29 247V250H24L21 248L18 249V247H19L18 243L20 241L23 240V243H24V240L30 241ZM17 245H18V247H16ZM56 248H59V249L55 250Z\"/></svg>",
	"mask_w": 264,
	"mask_h": 264
}]
</instances>
